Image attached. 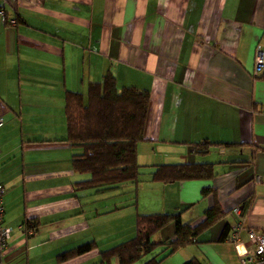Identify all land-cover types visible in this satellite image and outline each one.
Here are the masks:
<instances>
[{"label": "crops", "instance_id": "crops-1", "mask_svg": "<svg viewBox=\"0 0 264 264\" xmlns=\"http://www.w3.org/2000/svg\"><path fill=\"white\" fill-rule=\"evenodd\" d=\"M0 8L18 20L0 19V182L13 228L0 264H97L102 250L136 235L138 214L181 212L198 223L215 203L225 217L161 264H241L245 228L264 231V70L256 72L264 0H0ZM109 71L119 88L151 93L137 148L142 174L79 190L89 175L73 168L83 149L67 140L66 94H86ZM205 140L215 145L197 152ZM187 162H212L216 174L152 180V166ZM206 187L214 191L204 195ZM29 220L33 234L20 228ZM91 241V251L58 260Z\"/></svg>", "mask_w": 264, "mask_h": 264}, {"label": "trees", "instance_id": "trees-1", "mask_svg": "<svg viewBox=\"0 0 264 264\" xmlns=\"http://www.w3.org/2000/svg\"><path fill=\"white\" fill-rule=\"evenodd\" d=\"M151 93L134 86L119 88L115 75L109 71L100 82L89 84L87 93L68 91L66 94L67 140L80 146L83 152L74 155L73 168L89 177L75 183L79 190L90 188H115L122 183L139 182L142 167L138 162V142L144 139L149 118ZM215 143L202 141L195 150L208 153ZM152 180L172 183L182 180L211 179L215 176L212 162H187L152 166ZM214 190L204 188L207 195ZM227 211L218 203L206 210L198 222H183L180 213L138 214L136 235L111 248L102 250L97 264H161L165 258L180 248L196 242L198 236L225 217ZM173 223L174 237L162 242L153 235ZM28 228L36 230L37 223L26 221ZM230 227L223 229L221 240L228 237ZM87 242L58 255L67 260L96 248ZM186 264H201L191 260Z\"/></svg>", "mask_w": 264, "mask_h": 264}, {"label": "built area", "instance_id": "built-area-1", "mask_svg": "<svg viewBox=\"0 0 264 264\" xmlns=\"http://www.w3.org/2000/svg\"><path fill=\"white\" fill-rule=\"evenodd\" d=\"M0 19L8 24L16 25L18 20L15 17L8 18L5 9L0 8ZM264 70V59L262 51L257 53L256 58V72ZM4 125V119L0 117V128ZM5 187L0 182V263L8 247V240L11 237L13 228L5 225V206L4 197ZM235 213L241 214L242 208H234ZM25 229L28 234L35 232L34 228H28L25 225L20 226ZM244 230V226L239 224L235 227V231L231 234L229 241L235 244L240 242V232ZM250 242V246L245 253L241 255V264H264V231L256 228H245Z\"/></svg>", "mask_w": 264, "mask_h": 264}]
</instances>
